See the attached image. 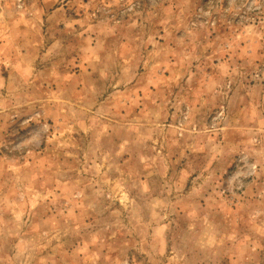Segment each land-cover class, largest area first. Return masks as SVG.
<instances>
[{
  "label": "rangeland",
  "instance_id": "1",
  "mask_svg": "<svg viewBox=\"0 0 264 264\" xmlns=\"http://www.w3.org/2000/svg\"><path fill=\"white\" fill-rule=\"evenodd\" d=\"M0 264H264V0H0Z\"/></svg>",
  "mask_w": 264,
  "mask_h": 264
}]
</instances>
